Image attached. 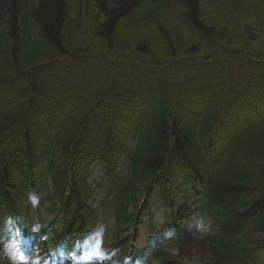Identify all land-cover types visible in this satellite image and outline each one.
<instances>
[{
	"label": "trees",
	"instance_id": "16d2710c",
	"mask_svg": "<svg viewBox=\"0 0 264 264\" xmlns=\"http://www.w3.org/2000/svg\"><path fill=\"white\" fill-rule=\"evenodd\" d=\"M96 166L117 234L168 188L214 222L160 264H264V0H0V219L43 181L73 246Z\"/></svg>",
	"mask_w": 264,
	"mask_h": 264
},
{
	"label": "rangeland",
	"instance_id": "374dc122",
	"mask_svg": "<svg viewBox=\"0 0 264 264\" xmlns=\"http://www.w3.org/2000/svg\"><path fill=\"white\" fill-rule=\"evenodd\" d=\"M95 67L93 66V71H95ZM131 75L130 73H128ZM91 73H88L86 77H90ZM99 170L95 171L94 177L97 178V180H100L101 175L99 174ZM103 187L106 189L107 184L105 182H102ZM40 199L41 197L38 196ZM98 205V201H97ZM96 205V206H97ZM38 208V211H36V208ZM33 208L32 206L29 208H24L21 211L23 218H30V219H35L37 215L39 214L40 217L42 218L41 220H37L36 226H42L41 222H44L46 225L50 224L53 222V226L59 229V226L61 225L62 221L60 217H55V215H50L49 212L44 208L40 206H37ZM56 213L58 214L59 211L56 210ZM105 213H103L104 215ZM171 214V207L170 206H164L160 200H155L153 204V208H151L148 212L144 214V218L140 222L139 228V233L138 237L133 245V248L131 249L132 256L135 257L139 252H142L145 250L147 247L150 246L151 242L155 241L159 237V232L163 228V225L165 221L169 222V216ZM100 224L98 226H105L106 225V235H103L105 240H103V237L101 236V233L103 232L104 228L101 229L100 231L97 230V233L95 234L98 238V240L101 243V247H98L96 249H91L88 251L87 254V259H98L100 261H110V264H117L118 258H120L119 254L113 253L109 246L110 242L112 240L113 235L111 234V231L113 230L114 222L113 219H106L104 217H101L100 219ZM8 224V221L6 222ZM52 224V223H51ZM193 227H195V223L192 224ZM8 226V225H7ZM208 226L210 224L207 222L204 223L203 225L198 227V230H207ZM96 229V228H95ZM110 233H109V232ZM85 236H89V234H85ZM26 247L30 246V242L28 240L24 241ZM8 247L11 251L17 253L19 259L17 260V264H34L35 262L38 261V255L43 253L44 248L39 245L35 244L34 245V251L32 256L30 258L26 257L25 253L22 251H19L18 248L16 247V243L14 240L10 241L8 244ZM89 245V242H86L84 245V248H87ZM83 250V247H82ZM3 258L4 260L9 259L8 255L4 251L3 253ZM123 258V256H122ZM124 261H127L128 263L131 262V256L124 258ZM10 260V259H9ZM78 262H85L84 261V255L79 259L76 258ZM3 262V261H2ZM200 262L197 261L196 259L193 260L192 264H199ZM139 264V263H138Z\"/></svg>",
	"mask_w": 264,
	"mask_h": 264
},
{
	"label": "clouds",
	"instance_id": "9594fccd",
	"mask_svg": "<svg viewBox=\"0 0 264 264\" xmlns=\"http://www.w3.org/2000/svg\"><path fill=\"white\" fill-rule=\"evenodd\" d=\"M28 200L33 208L37 207L40 203L39 197L35 194H29ZM5 252L9 257L11 264H17V260L19 259L17 253L11 251L8 245H5Z\"/></svg>",
	"mask_w": 264,
	"mask_h": 264
}]
</instances>
